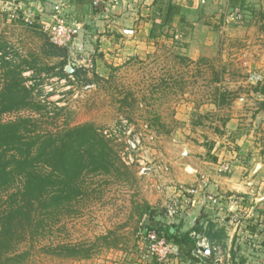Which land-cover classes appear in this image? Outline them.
<instances>
[{"label":"rangeland","instance_id":"obj_1","mask_svg":"<svg viewBox=\"0 0 264 264\" xmlns=\"http://www.w3.org/2000/svg\"><path fill=\"white\" fill-rule=\"evenodd\" d=\"M59 1L65 4L62 9L72 28L82 26L69 47L54 44L44 29L52 19L51 6ZM140 1L139 13L133 10L130 23L137 26V36L125 38L117 29L129 28L118 23L123 17L103 13L100 8L95 12L91 4L0 0V42L8 45L12 54L29 61L37 57L41 67L52 68L27 83L35 85L34 94L49 104L50 113L22 111L6 115L5 121L32 118L41 133L89 122L110 134L119 119L128 118L145 138L135 162L128 165L121 159L123 166L113 174L87 176L85 195L74 208L65 212L58 224L46 227L18 248L19 253H30L26 264L131 263L130 254L143 247L140 228L146 216V195L156 194L160 184L157 150L175 149V161L189 151L216 166L221 158L232 166L238 160L259 188L255 197H264V110L260 104L264 97L252 87L264 81V0H245L238 9L228 0H218L207 14L194 15L192 21L176 17L171 26L157 29L162 34L155 38L151 33L157 8L150 0ZM117 11L123 13L121 8ZM192 36L207 43L193 46ZM50 43L62 50L50 48ZM201 57L210 61L196 65ZM182 58L195 62L191 65ZM65 62L78 67L79 75L66 70L69 76L62 77ZM97 66L102 68L99 74L109 72L108 79H96ZM33 75L32 71L24 74ZM217 75L220 83L215 82ZM216 87L240 97L230 106L217 107ZM127 93L133 94V99L121 107L119 100ZM114 144L120 156L125 144ZM137 160L153 169L152 176L141 171L144 166ZM178 198L171 196L168 201ZM241 200L243 210H249L247 205L252 204ZM60 245H86L93 256L77 260L44 251Z\"/></svg>","mask_w":264,"mask_h":264},{"label":"trees","instance_id":"obj_2","mask_svg":"<svg viewBox=\"0 0 264 264\" xmlns=\"http://www.w3.org/2000/svg\"><path fill=\"white\" fill-rule=\"evenodd\" d=\"M77 3L91 4L96 9L100 4L98 0H77ZM154 4L157 12L152 37L161 35L157 29L171 26L176 17L184 21L180 6L172 0H154ZM229 4L238 9L245 4V0H229ZM49 45L62 50L54 44ZM11 52L8 45L0 42V264H26L30 253H19L18 248L24 242L35 239L46 227L58 224L62 215L74 208L75 203L85 195V178L89 175H111L123 164L113 140L93 123L67 127L56 133H41L37 121L32 118L5 121L6 115L22 111L50 113L49 104L34 94L35 85L29 87L27 83L36 81V77L52 68L41 67L37 57L29 61ZM63 57L65 59L66 56ZM182 59L191 65L195 62L189 58ZM209 61L208 58H200L196 65H206ZM68 66L66 62L62 65V77L69 76L66 73ZM29 71L33 72V77L24 76ZM79 72L74 66L71 75H79ZM95 77L100 79L97 74ZM220 81L217 75L215 82ZM252 87L254 93L264 97V81ZM239 97L237 92L221 87H216L214 91V103L220 108L230 106ZM131 99V93L122 95L119 100L121 107L128 105ZM260 104L264 110V100ZM145 210L148 230L156 231L178 249L174 258L183 254L192 263L197 262L194 253L198 255V244L204 238L211 249V257L206 261L215 263L218 252L225 249L227 233L224 229H217L203 210L194 227L187 232H183L178 219H169L166 211L152 209L149 205ZM157 216L164 217V220L157 221ZM44 251L77 260L93 256L92 248L86 245H60L47 247Z\"/></svg>","mask_w":264,"mask_h":264},{"label":"crops","instance_id":"obj_3","mask_svg":"<svg viewBox=\"0 0 264 264\" xmlns=\"http://www.w3.org/2000/svg\"><path fill=\"white\" fill-rule=\"evenodd\" d=\"M100 1V4L97 3L98 8L103 13H106L105 8L108 6L109 0ZM135 1H139L138 4H135ZM151 1L154 3V0ZM172 1L180 6L181 15L185 16L187 21H192L194 15L207 14L216 5L218 0ZM224 1L227 3V0ZM150 2H147L148 5ZM140 3H142L140 0H120L117 5H112L110 8L109 13H116L123 17L118 23L129 27L117 28L121 33L120 35H123L125 38L137 36V26L136 28L130 26V23L134 21L131 18L133 10H137ZM86 5L83 4V6ZM75 6L81 5L76 4ZM120 8L123 13L117 11ZM139 8H144V5ZM94 10L98 12V9L94 8ZM137 12L139 13L138 10ZM98 14L100 13H96V15ZM111 22L116 24V21ZM191 25L194 24L191 23ZM79 26L82 27L81 25ZM110 27L112 26L110 25ZM193 36L191 40L193 46L194 43L201 46L207 43L202 38L197 40V37L195 41L193 40ZM101 69L97 66V75L108 79L110 76L109 72L99 74ZM175 153H177L175 149L170 150V152L167 149L165 151L157 150V177L160 179V184L157 183L156 194L151 193L146 195L147 205L152 209L166 211L167 206L171 203L168 200L171 196H177L179 197L178 200L181 201V212L177 222L182 224L183 232H187L194 227L203 210L207 214L208 220L216 224L217 229L225 230L228 238L225 241V249L218 252V259H216L215 263L206 261L211 256L208 257L204 254L197 256L194 253V256L198 258L197 262L192 263L182 254L181 257H173V264H264V197H255L258 194L259 188L251 176H246L247 169L245 166L238 160L233 161L232 172L228 175L217 171V163L215 164L206 160L201 161L192 156V151L182 152V157L179 161H175L177 159ZM220 161H222V158L217 160V162ZM161 166H169V170L164 171ZM152 173L153 169L151 168L147 174L148 176H152ZM178 187L197 188L199 190V195L196 196L198 200L197 205L190 206L188 202L189 198L186 197L185 199ZM205 196L206 198L208 197V200L205 201V205L201 210L199 206L204 201ZM211 196L214 197L216 202L209 200ZM237 196H241V199H245L244 201L252 204L251 207L247 205L249 210H243L244 202ZM156 219L157 221H162L164 217L157 216ZM146 220L147 215L143 218L142 222ZM139 250L130 254L129 260H132V262L127 264H147L143 247L140 246ZM124 255L129 256L127 253ZM128 256L125 259H128Z\"/></svg>","mask_w":264,"mask_h":264},{"label":"built area","instance_id":"obj_4","mask_svg":"<svg viewBox=\"0 0 264 264\" xmlns=\"http://www.w3.org/2000/svg\"><path fill=\"white\" fill-rule=\"evenodd\" d=\"M120 0H109L108 6L105 8V12L109 13L112 5H117ZM65 6L63 1L55 2L51 6V22L45 26V31L49 33L51 40L54 44L60 47H69V44L73 40L76 34L79 33L81 27L73 29L69 24L66 16L63 12V7ZM82 67V66H80ZM106 137L112 139L116 144H125L123 152H119L122 161L129 165L131 162H135L139 156V152L143 149L144 146V134L137 132L132 126L128 118H121L117 122L116 126L112 128L110 134L105 132ZM153 140V137H150ZM138 161V160H137ZM144 167L141 169L142 172H148L149 168L145 165V162L138 161ZM161 168L164 171L169 170V166H164ZM233 166L231 161L219 162L217 166V171L219 173L229 174L232 172ZM183 190H180L182 195L189 198L190 206H195L198 203L196 198L199 195V190L197 188H186L181 187ZM208 200V197H207ZM209 200L216 202L214 197H210ZM181 212V201L175 200L172 201L166 208V215L171 220H176L179 218ZM140 228V235L142 239L144 257L147 264H173L172 259L174 256H177V248L171 242H168L165 238H162L154 230H148L146 223L142 222ZM206 239H201L199 246L205 245ZM209 247V244H208ZM210 248V247H209ZM201 251H198L199 256Z\"/></svg>","mask_w":264,"mask_h":264},{"label":"water","instance_id":"obj_5","mask_svg":"<svg viewBox=\"0 0 264 264\" xmlns=\"http://www.w3.org/2000/svg\"><path fill=\"white\" fill-rule=\"evenodd\" d=\"M66 70H67V72L68 73H73L74 72V66L72 65V66H68L67 68H66ZM207 200V198H206V196L204 197V201L200 204V208H201V210H202V208L204 207V205H205V201ZM205 245L204 246H199V250L201 251V253L202 254H204V255H206V256H208V257H210L211 256V249L208 247V241L207 240H205Z\"/></svg>","mask_w":264,"mask_h":264}]
</instances>
